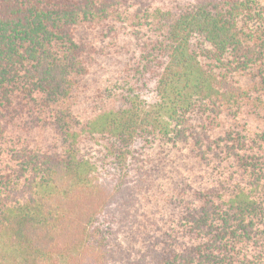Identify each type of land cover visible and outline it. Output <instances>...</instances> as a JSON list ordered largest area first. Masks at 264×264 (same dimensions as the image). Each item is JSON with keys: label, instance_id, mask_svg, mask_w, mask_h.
<instances>
[{"label": "trees", "instance_id": "obj_1", "mask_svg": "<svg viewBox=\"0 0 264 264\" xmlns=\"http://www.w3.org/2000/svg\"><path fill=\"white\" fill-rule=\"evenodd\" d=\"M0 264H264V0H0Z\"/></svg>", "mask_w": 264, "mask_h": 264}]
</instances>
